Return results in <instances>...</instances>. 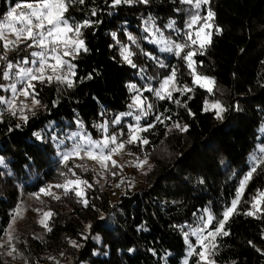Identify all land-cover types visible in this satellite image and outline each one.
Here are the masks:
<instances>
[{"label":"trees","instance_id":"1","mask_svg":"<svg viewBox=\"0 0 264 264\" xmlns=\"http://www.w3.org/2000/svg\"><path fill=\"white\" fill-rule=\"evenodd\" d=\"M17 2L35 0H0V17ZM209 7L222 31L213 34L204 55L198 54L195 60L197 72L214 79L211 93L192 85L185 62L160 52V46L150 43L152 38L144 31V21L151 16L165 37L171 34L176 39L164 25L175 19L182 28L185 9L190 6L179 0H150L148 5L113 8L111 0H86L84 5L69 9L66 15L74 21H99L83 29L90 51L72 61L77 65L74 87H61L55 80L36 83V98L41 103L34 116L28 111L33 107L31 97L18 96L17 105L23 102L28 106L24 109L27 124L19 118L18 109L14 116L6 104H0V157L5 161L0 166V264H181L188 249L184 232L191 230L189 226L196 227L202 210L210 208L219 218L230 206L254 158L264 156L258 150L264 147V136L257 137L264 126V0H211L210 5L202 6L201 14ZM92 8L97 10L95 17L91 16ZM127 33L137 38L139 48L128 40ZM121 44L134 53L131 58L138 68L124 61ZM2 45L0 41V49ZM20 47L24 49L23 41ZM141 49L175 66L179 82L193 91L184 96L174 93L180 105L145 92L154 110L140 124L154 123L155 127L140 132V136L150 144H127L120 152L123 163L116 162L117 167L110 161L107 167H92L77 157L66 167L61 153L70 144L58 147L53 135L63 138L79 131L80 136L101 140L106 134L123 131L120 139L127 140L131 134L128 125L135 123L133 117H123L119 125L111 123L118 114L133 111L128 105L135 93L127 86L143 88L150 82L158 87V80L170 72V67H159ZM31 50L20 51L19 57ZM13 57L17 53L10 52L9 58ZM139 68L145 70L143 79ZM89 73L92 79H86ZM147 77L156 79L148 81ZM12 82L0 76V84ZM0 96L12 99L10 90L0 88ZM205 101L223 105L222 119L212 110H203ZM159 113L171 117L165 121L168 127L155 121ZM175 122L187 125V131L172 127ZM102 123L108 124V133L98 127ZM18 124L23 126L16 128ZM34 132H40L44 139L37 140ZM145 158L147 163L137 167ZM68 168L92 185H81L83 198L74 192L65 195L63 189L55 187L65 182L61 173H68ZM67 178L76 176L68 173ZM42 188L51 195L40 192ZM260 191H264V164L253 173L237 213L225 225L230 235L215 241L216 264H264V255L256 250H264V212L245 215L255 211L252 198ZM83 199L88 200V206ZM260 207L264 208V203ZM48 211L53 213L51 217L43 215ZM42 219L51 231L40 223ZM189 240L195 242L196 238L189 236ZM73 241L79 246L74 247ZM197 260V256L190 257L189 264Z\"/></svg>","mask_w":264,"mask_h":264},{"label":"snow or ice","instance_id":"2","mask_svg":"<svg viewBox=\"0 0 264 264\" xmlns=\"http://www.w3.org/2000/svg\"><path fill=\"white\" fill-rule=\"evenodd\" d=\"M85 2L86 0H35V2H17L8 8L4 16L0 17V41H3L2 49H0V76L4 80L13 81L7 85L0 84V88L10 90L12 94V99L10 100L0 96V104H6L8 110L14 116L17 115L18 109L20 113L19 118L23 121V124L28 123V116L24 114V109L28 108V106L23 102L18 106L16 103L18 96L22 95L25 99L31 97L33 107L29 108L28 111H31L34 116L36 114L35 108L41 103L36 98V83L50 84L55 80L58 83H64L68 88L74 87L77 65L72 61L76 60L82 53L90 51L83 39V29L94 27L99 21L85 19L77 22L66 14L74 5H84ZM149 3L150 0H111V7L115 8L122 4L148 5ZM179 3L190 6L189 9H185L187 18L183 21V27H178L175 19H170L164 25V28L172 30L176 39H173L171 34L165 37L162 30L155 25V21L151 16L144 21V31L153 37L149 40L150 43L160 46V52L170 53L174 58L182 59L185 62L187 68L190 70L189 74L192 77V85L204 88L211 93L213 91L212 85L215 83L214 79L197 72V61L195 57L198 54L204 55L207 46L212 43L213 34H220L222 29L215 25V13L210 7L207 8L206 14H201L202 6L210 5L211 0H179ZM175 11L179 13L181 9L177 8ZM91 16H97L96 8L91 9ZM8 35L14 36V39H8ZM111 35L113 39H116V32H113ZM127 38L139 48V43L135 36L127 33ZM144 39H148V37H144ZM22 41L24 43V49L20 47ZM29 41L30 43H28ZM116 42L118 44L120 43L119 40H116ZM120 47V54L124 61L133 68H138L131 58L134 53L130 48L124 44H121ZM27 49L34 50L27 52L23 57H19V52ZM141 51L143 52V49ZM10 52L17 53V57L10 59ZM143 54L161 68L170 67V72L167 76L158 80V87H154L150 82L146 83L143 88L138 87L136 84H129L127 86L130 92L136 93L132 97V103L128 105V108L133 109V111L120 113L111 121V123L119 125L125 116L134 118L135 124L128 125L131 134L127 140L120 139L123 136V131L110 135L106 134L101 140H93L88 135L80 136L79 133H72L69 136V139L73 141L72 147L61 153L62 162L66 167L71 158L80 157L81 153L92 160L100 162L102 167H107L106 162L110 160L112 166L117 167L118 165L115 160H112V156L113 154L122 152L127 144L137 142H141L143 145L150 144V141L146 137L135 135L137 131L147 132L155 127L154 123H149L146 126H141L140 124L142 118L148 116L154 110V105L149 102L148 97L144 93H151L157 100H167L180 105L181 100L174 99V93H179L181 96H184L186 93L193 91V87L179 82L178 69L175 66L165 64L163 60L151 52H143ZM199 64L202 66L203 62L201 61ZM138 71L143 79L145 70L139 68ZM92 78V73H89L86 77V79ZM153 79L156 78L147 77L148 81H152ZM18 85L20 86L19 88ZM188 98L191 99L190 96ZM53 106H55V103ZM184 106L186 107V103ZM203 110H212L218 119H222V113L226 109H224L219 101L212 102L211 104L205 101ZM167 111L165 109V112ZM189 114L194 115L191 112ZM167 120H171V117L164 115V113H159L155 116V121L161 124H165ZM77 123L80 124L81 122L77 120ZM23 124L16 125V128H21ZM98 127L102 132L108 133L107 123H102ZM165 127H168V125L165 124ZM172 127L180 131H187L188 129L187 125L182 126L179 122H175ZM9 130L11 131L12 129ZM33 135L37 140L44 139L40 132H34ZM51 138L53 140L57 139L55 135ZM59 143L62 144L63 141ZM57 146L59 147V144ZM260 151L264 153V147ZM146 163L147 158L139 161L137 167H142ZM261 164H264V156L254 158L253 166L241 180L235 198L231 201L230 206L223 210L219 218L212 209L204 208L202 214L197 217L196 227L189 226L191 230L184 232V241L188 245V252L183 264H189L188 258L193 256L198 257L196 264H216L213 256L218 246L213 242L218 237L230 235L225 225L237 213L238 204L241 201L248 181ZM4 165L5 161L3 157H0V166ZM68 173L76 176V178H67ZM68 173H61L62 176H65V182L63 184H57L55 187L63 189L65 195L69 192H74L76 197L83 198L84 191L81 185H85L88 188H91L92 185L87 180L80 179L72 168H68ZM51 187L53 186H49V189ZM40 192L51 195L48 189L42 188ZM54 198L60 199L59 196H55ZM83 203L85 206H88L87 199H83ZM261 203H264V191L258 192L252 198L251 208L255 209V211L249 210L245 215L256 216L257 212H264V208L260 207ZM43 215L45 217H51L53 213L48 211ZM103 219L101 217V220ZM40 223L48 231H51V228H48L45 220L42 219ZM88 228L91 229L92 225H88ZM189 236L196 238L195 244L189 240ZM83 238L87 239L88 237L84 236ZM94 238L99 239V237ZM11 239L9 237V243ZM72 243L74 247L79 246L74 241ZM249 244L251 245L252 242L249 241ZM197 247L199 251H197ZM256 250L264 255V250ZM12 251L15 252L16 249L13 248ZM132 251L134 250L129 249V252ZM9 254L11 255L12 253L10 252Z\"/></svg>","mask_w":264,"mask_h":264},{"label":"rangeland","instance_id":"3","mask_svg":"<svg viewBox=\"0 0 264 264\" xmlns=\"http://www.w3.org/2000/svg\"><path fill=\"white\" fill-rule=\"evenodd\" d=\"M163 35H164V34H163ZM7 38H8V39H14V36H12V35H8ZM151 38H153V37H151ZM60 86H61V87H64L65 84H64V83H60ZM134 95H136V93H135ZM132 120L135 121L134 118H132ZM134 124H135V123H134ZM134 124H133V125H134ZM74 133H79V131H75ZM71 134H72V133H71ZM71 134H68L67 136H65V137H63V138H57V139H56V141H57V145H58V144H59V145H64L66 142H68V143L70 144V148H71V147H72V144H73V141L69 139V136H70ZM261 134H263V136H264V126L261 127V128L258 130L257 137L261 136ZM135 135L140 136V131H137V132L135 133ZM77 139H78V138H77ZM60 141H63V143L60 144V143H59ZM70 148H69V149H70ZM260 149H261V147H259L258 150L260 151ZM120 156H121V153H120V152H118V153H116V154H113V156H112V160H115V161L118 162L119 164H122L123 161L120 159ZM77 158L79 159V161L84 162L83 164H91L92 167H94L96 164L101 165L100 162H98V161H96V160H92V159H90L89 157L85 156L83 153H81L80 157H77ZM110 162H111V160H110ZM193 237H194V236H193ZM195 242H196V241H195ZM195 242H193V243L195 244ZM213 243H215V241H214ZM197 251H199V248H198V247H197ZM187 252H188V249H187V251H186V255H187ZM186 255H185V257L181 260V264H183V261H184V259L186 258ZM188 259H190V258H188Z\"/></svg>","mask_w":264,"mask_h":264}]
</instances>
